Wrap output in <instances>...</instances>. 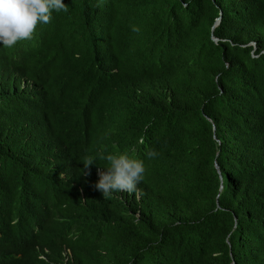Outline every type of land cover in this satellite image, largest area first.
<instances>
[{
  "label": "trees",
  "instance_id": "1",
  "mask_svg": "<svg viewBox=\"0 0 264 264\" xmlns=\"http://www.w3.org/2000/svg\"><path fill=\"white\" fill-rule=\"evenodd\" d=\"M64 3L0 45V264H264V0Z\"/></svg>",
  "mask_w": 264,
  "mask_h": 264
},
{
  "label": "clouds",
  "instance_id": "2",
  "mask_svg": "<svg viewBox=\"0 0 264 264\" xmlns=\"http://www.w3.org/2000/svg\"><path fill=\"white\" fill-rule=\"evenodd\" d=\"M54 11H68L64 0H0V45L12 47L19 41L31 40L37 24L48 23ZM132 30L139 31V28L133 26ZM145 155L152 159L158 152L147 148ZM99 159L108 162L104 170L98 169L99 179L95 183L104 198L115 192L134 191L144 179L146 168L142 159L132 158L127 153L105 155L103 152ZM94 163L92 157L85 159L83 171Z\"/></svg>",
  "mask_w": 264,
  "mask_h": 264
},
{
  "label": "built area",
  "instance_id": "3",
  "mask_svg": "<svg viewBox=\"0 0 264 264\" xmlns=\"http://www.w3.org/2000/svg\"><path fill=\"white\" fill-rule=\"evenodd\" d=\"M124 192H128V191H124ZM130 193V192H128ZM63 259H64V263L69 261L71 259V253L69 250L65 249L62 253Z\"/></svg>",
  "mask_w": 264,
  "mask_h": 264
},
{
  "label": "water",
  "instance_id": "4",
  "mask_svg": "<svg viewBox=\"0 0 264 264\" xmlns=\"http://www.w3.org/2000/svg\"><path fill=\"white\" fill-rule=\"evenodd\" d=\"M220 19H217L215 26L219 23ZM215 42L217 41L216 39H213Z\"/></svg>",
  "mask_w": 264,
  "mask_h": 264
}]
</instances>
